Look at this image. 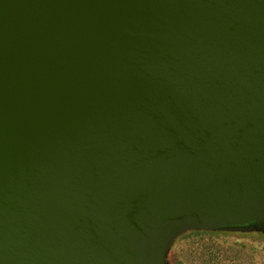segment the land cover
<instances>
[{"label": "water", "instance_id": "95a60500", "mask_svg": "<svg viewBox=\"0 0 264 264\" xmlns=\"http://www.w3.org/2000/svg\"><path fill=\"white\" fill-rule=\"evenodd\" d=\"M263 224L264 0H0V264Z\"/></svg>", "mask_w": 264, "mask_h": 264}, {"label": "trees", "instance_id": "16d2710c", "mask_svg": "<svg viewBox=\"0 0 264 264\" xmlns=\"http://www.w3.org/2000/svg\"><path fill=\"white\" fill-rule=\"evenodd\" d=\"M228 231H190L178 238L171 264H257L260 249L222 239Z\"/></svg>", "mask_w": 264, "mask_h": 264}, {"label": "rangeland", "instance_id": "374dc122", "mask_svg": "<svg viewBox=\"0 0 264 264\" xmlns=\"http://www.w3.org/2000/svg\"><path fill=\"white\" fill-rule=\"evenodd\" d=\"M222 239L230 242H242L260 249L258 263L264 264V233L256 232H224Z\"/></svg>", "mask_w": 264, "mask_h": 264}, {"label": "flooded vegetation", "instance_id": "af4514ba", "mask_svg": "<svg viewBox=\"0 0 264 264\" xmlns=\"http://www.w3.org/2000/svg\"><path fill=\"white\" fill-rule=\"evenodd\" d=\"M228 232H244V231H228ZM245 232H256V233H264V224L262 226H258L254 229H251V230H248V231H245Z\"/></svg>", "mask_w": 264, "mask_h": 264}]
</instances>
